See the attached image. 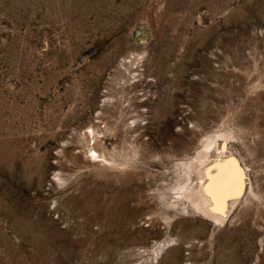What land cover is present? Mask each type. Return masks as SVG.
Returning a JSON list of instances; mask_svg holds the SVG:
<instances>
[{
  "label": "rangeland",
  "instance_id": "1",
  "mask_svg": "<svg viewBox=\"0 0 264 264\" xmlns=\"http://www.w3.org/2000/svg\"><path fill=\"white\" fill-rule=\"evenodd\" d=\"M0 264H264V0H0Z\"/></svg>",
  "mask_w": 264,
  "mask_h": 264
},
{
  "label": "bare ground",
  "instance_id": "2",
  "mask_svg": "<svg viewBox=\"0 0 264 264\" xmlns=\"http://www.w3.org/2000/svg\"><path fill=\"white\" fill-rule=\"evenodd\" d=\"M220 137H224V138L221 141H218ZM223 143H225L226 145L224 146ZM226 149L228 148H227L225 135L221 133L217 135L212 134V136L208 137L207 140L205 141V144L202 150L198 153V156L193 161H191L188 164V168H186L190 172L196 173L197 176L195 177L200 178L201 181H199L198 185H193L189 187L184 193L185 196L192 199L195 207L198 210L205 213L206 216L208 215L218 221H223L224 219H226L227 212L229 210L228 208H231L237 202V199L239 198V196L241 195L244 189V183L241 178L240 171L236 168L234 163L229 160L230 158H227ZM209 158L214 159L215 160L214 162L218 163L217 165L214 166L215 169L213 168V170L210 169L208 170V168L206 169L202 165L204 161ZM222 161L225 162V164H223ZM198 193H201L200 198L196 197ZM173 242H175V240Z\"/></svg>",
  "mask_w": 264,
  "mask_h": 264
}]
</instances>
